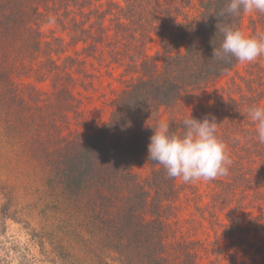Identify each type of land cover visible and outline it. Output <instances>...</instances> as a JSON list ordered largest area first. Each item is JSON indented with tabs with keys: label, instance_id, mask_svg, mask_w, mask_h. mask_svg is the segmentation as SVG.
<instances>
[{
	"label": "trees",
	"instance_id": "trees-1",
	"mask_svg": "<svg viewBox=\"0 0 264 264\" xmlns=\"http://www.w3.org/2000/svg\"><path fill=\"white\" fill-rule=\"evenodd\" d=\"M248 7V0H0V264H200L197 242L176 237L172 223L186 146L199 134L229 152L214 162L217 190L203 219L223 229L231 262L264 264V67L253 63L232 80L233 93L192 116L177 110L184 94L236 69ZM257 12L259 37L264 0ZM153 38L160 48L151 56ZM94 61L131 78L108 121L75 130L76 87L91 78ZM32 79L49 82L51 93ZM162 108L167 130L142 178L136 169ZM10 223L29 232V244L4 237Z\"/></svg>",
	"mask_w": 264,
	"mask_h": 264
},
{
	"label": "rangeland",
	"instance_id": "rangeland-1",
	"mask_svg": "<svg viewBox=\"0 0 264 264\" xmlns=\"http://www.w3.org/2000/svg\"><path fill=\"white\" fill-rule=\"evenodd\" d=\"M249 7L242 20L241 44L242 57L236 69L226 77L220 79L217 84L201 93L184 94L177 107L181 116H192L195 112L215 103L218 98H227V95L233 93L229 86L232 80L240 76H247L248 70L255 62L264 67V33L258 27L261 33L259 37L254 35L252 21L257 20V8L262 0H248ZM46 29L49 26L44 27ZM48 32V31H47ZM160 48L158 39L153 38L148 53L154 56ZM110 61V60H109ZM94 67L89 68L91 78L83 79L78 83L76 94L79 99V111L81 114L73 117L72 126L75 130L89 131L96 130L97 127L108 121L112 112L113 101L123 90L125 84L131 76L124 73V70L112 65L106 67L105 62L99 64L93 62ZM20 78L18 82L25 81ZM26 82L33 84L42 93H51L52 87L49 82H36L34 79ZM240 82V81H239ZM85 88H83V87ZM169 112L161 109L160 126L152 145L147 150L143 164L136 169V172L145 178L149 175L151 169V158L156 147L163 141L167 130ZM186 152L188 158L182 175L178 178L180 186V200L177 203L178 210L176 217L172 218L173 229L176 237H183L187 240L197 242L200 264H234L230 261L231 251L226 249L227 241L221 238V232L214 227L210 228L203 219V214L209 217L210 210L207 205L212 195L216 192L217 186L214 180L218 178L215 161L222 159L229 152H222V149L214 142L208 140L204 135L199 134L193 141L187 143ZM6 239L14 240L22 246L29 244L30 235L22 225L17 223L8 224ZM35 252H38L36 249ZM34 253V251H33ZM238 259L243 256L236 255Z\"/></svg>",
	"mask_w": 264,
	"mask_h": 264
}]
</instances>
